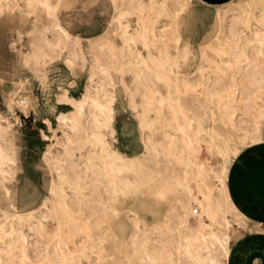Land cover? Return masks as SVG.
<instances>
[{"label":"rangeland","instance_id":"1","mask_svg":"<svg viewBox=\"0 0 264 264\" xmlns=\"http://www.w3.org/2000/svg\"><path fill=\"white\" fill-rule=\"evenodd\" d=\"M141 1L147 6L152 5L151 0ZM152 1L155 9H166V12L154 20L157 27L155 41L159 47L166 48L177 63L174 81L182 107L187 109L188 114L203 119L204 127L215 136L216 143L228 149L227 160L219 151H209L207 146H203L198 152L200 162H210L218 170L223 165L228 167L230 202L235 203L241 212V216H238V211L226 213L231 222L229 228H223L222 222L216 219L213 229L224 231L232 238L229 264H264V213L251 209L242 200L238 189V177L245 162L264 152V143H261L264 140V114L262 116L261 112L264 105V84L259 80L260 86L253 87L248 84L252 76L246 77L254 72L255 78L264 74L262 69H257L262 71L257 74L252 68V62H264V57L256 54L258 45H248L246 41L251 38L253 31L260 28L259 22L264 16V0H209L208 3L204 0ZM56 5H59L57 16L61 26L81 41L85 51L91 41H95L107 46L114 44L117 48L113 56L105 48L104 51H98V57L108 53L114 61L120 56L124 45L117 35L120 30L117 28L118 13L114 0H57ZM38 7L40 5L30 12L23 9L0 14V117L1 124L8 129L7 139L16 147L18 156L13 177L0 179V209L13 212L14 206L15 211L24 217L52 198L50 193L56 173L54 163L46 156L50 152L54 156L64 157L63 131L71 134L57 120L59 112H65L67 108L59 100L63 95L81 99L82 94L87 93L91 86L89 75L93 68L89 55L86 65L77 59L69 67L62 57L47 48L43 41V28L49 24V20L42 8ZM135 16L130 14L125 18L131 30L136 28ZM152 17L154 19L156 16ZM250 17L256 20H250ZM231 29H240L241 37H232ZM125 48V60L128 62H134L129 56L130 52L143 50L142 54H147L141 44ZM243 51H246V63ZM154 53L157 54L156 51ZM224 61H228V65ZM239 62L242 65L237 75L239 89L232 95L227 72L230 71L229 66L236 67ZM216 67L225 71V74L216 72ZM158 86L166 94V89L160 84ZM108 89L110 95L115 96L113 109L116 137L111 139L113 146L125 157L149 161L144 153V133L138 125L144 87L134 85V75L127 69L122 76H114V84ZM241 92L252 97L251 104L244 107V104L237 102L234 114L229 115L227 103L233 96L239 99ZM22 97L27 104L18 103ZM6 98L14 99L11 107ZM241 117L243 121L239 123ZM253 123L260 124L258 133L254 130ZM253 137L256 138L255 143L251 142ZM245 140L249 142L245 144ZM237 145H243L238 152ZM79 147L80 145L74 151V160L81 164V156L89 152ZM164 165L166 163H162ZM83 168L81 164L78 171L81 172ZM209 184L214 187V179L209 178ZM214 192L224 203L225 199L216 190ZM120 200L115 203L120 208L117 218L112 210L104 212L98 204L97 195L94 204L85 206L83 214H74L75 217L72 218L76 220V224L92 228L97 237L105 238L104 244L111 252L117 253L121 244H124V248L131 253L137 231L135 213H139L151 225L156 219L169 220L170 206L164 201L154 202L145 194L135 195L132 192ZM73 203L76 211H79L76 198H73ZM47 225V231L53 232L56 223L51 221ZM29 234L32 237L33 234ZM31 239L33 243L35 240L39 241L34 235ZM76 243L79 247L85 245L82 239H76ZM41 246L39 242L31 247L34 259L37 257L36 249L38 252ZM214 254L221 262L227 261L223 250L219 249ZM90 261L92 264H99L94 254L90 256ZM87 263L85 259L82 260V264Z\"/></svg>","mask_w":264,"mask_h":264},{"label":"bare ground","instance_id":"2","mask_svg":"<svg viewBox=\"0 0 264 264\" xmlns=\"http://www.w3.org/2000/svg\"><path fill=\"white\" fill-rule=\"evenodd\" d=\"M114 2L118 13L117 28L120 30L117 35L124 47L120 50V56L113 61L111 56L117 48L112 42V45L107 46L91 41L85 51L81 41L61 26L57 16V0H0V14L23 9L30 12L40 5L49 20V24L43 28V41L47 48L62 57L69 67L77 59L86 65L87 55L93 65L89 75L91 86L87 93L82 94L79 100L66 95L59 100L67 108L65 112H59L57 120L71 134L63 131L64 157L54 156L50 152L46 156L54 163L56 173L50 193L52 198L39 209L27 214V217L16 212L14 206L13 212L0 209V264H82L84 259L87 264H92V254L96 255L99 264H229L232 238L224 231L213 229L216 219L222 222L223 228L231 226L230 219L226 217L230 211H238V216H241L235 203L230 202L228 167L223 165L218 170L216 165L202 163L198 159V152L203 146H207L209 151H219L226 160L228 149L216 143L215 136L204 127L203 119L188 114L187 109L181 105L179 90L174 81L177 63L166 48L159 47L155 41L157 27L154 20L166 9H155L152 0L150 6L141 0ZM45 3L52 6L51 13L43 7ZM29 4L32 6L29 7ZM130 14L137 16L134 30L125 20ZM152 16L156 17L153 19ZM259 23L258 31H253L251 38L246 41L248 45H258L256 54L264 57V16ZM240 29H231L232 37L239 39ZM136 44L142 45L147 52L146 56L142 54L143 50H138L129 54L134 62L126 61L125 47ZM105 48H108L111 56L103 53V56L98 57V51H104ZM242 55L245 61L246 51ZM241 62L236 67L228 68L232 95L239 89L237 75L242 67ZM224 63L228 65V61ZM252 63L256 73L261 71L257 69L264 71V62ZM127 69L134 75V85L144 87L138 125L144 133V153L149 160L146 162L125 157L111 143L115 136V96L110 95L108 87L114 84L115 75L122 76ZM217 71L225 74L218 67ZM254 74H247L246 77L252 76L248 84L260 86L259 80L264 84V74L261 73L258 78ZM158 84L166 89V94ZM251 98L248 93L242 92L239 99L233 96L226 105L228 114H234L237 102L244 104V107L249 106ZM6 101L11 107L14 99L6 98ZM18 103L27 104L23 97L19 98ZM262 109L263 116L264 105ZM1 119L0 179H7L13 177L18 156L16 147L7 139L8 129L1 124ZM242 121L243 117L239 118V123ZM254 130L257 133L260 131L259 123H255ZM79 145V148L89 152L81 156L84 167L81 172L78 171L81 164L74 160V151ZM162 163L166 165L162 166ZM209 178L214 179V187L209 184ZM215 190L225 199L224 203L215 194ZM131 192L135 195L145 194L154 202L164 201L171 211L169 220L164 218L156 221L154 217L155 223L151 225L139 213H135L137 231L131 253L124 248V244H121L117 253L111 252L104 244L105 238L97 237L92 228L76 224L72 218L74 214H83L85 206L94 204L96 195L104 212L112 210L117 218L120 208L115 203ZM73 198L78 200L79 211L74 207ZM51 221L56 223V227L53 232H48L47 223ZM148 226L151 228L148 229ZM29 233L39 241L34 239L33 243V235L30 237ZM76 239H82L85 245L76 246ZM39 242L42 248L38 252L36 249L37 257L34 259L31 247ZM219 249L224 251L226 262H221L214 254Z\"/></svg>","mask_w":264,"mask_h":264},{"label":"crops","instance_id":"3","mask_svg":"<svg viewBox=\"0 0 264 264\" xmlns=\"http://www.w3.org/2000/svg\"><path fill=\"white\" fill-rule=\"evenodd\" d=\"M204 1L208 3L209 0ZM115 137L116 127L113 139ZM238 189L242 200L251 209L264 213V152L245 162L238 177Z\"/></svg>","mask_w":264,"mask_h":264},{"label":"snow or ice","instance_id":"4","mask_svg":"<svg viewBox=\"0 0 264 264\" xmlns=\"http://www.w3.org/2000/svg\"><path fill=\"white\" fill-rule=\"evenodd\" d=\"M31 6H32V5L29 4V7H31ZM56 6L59 7V5H56ZM43 7L48 8V9H49V12L51 13V11H52V6H51V5L45 3V4L43 5ZM178 15H179V13H177V16H178ZM62 31H63V29H62ZM64 35L67 36L68 33L65 32ZM255 140H256V138L253 137L251 142L255 143ZM248 142H249V141H247V140L244 141L245 144L248 143ZM261 143H264V140H262ZM242 146H243V145H237V149H236V151L238 152V151H239V148L242 147ZM234 154H235V153H234Z\"/></svg>","mask_w":264,"mask_h":264}]
</instances>
